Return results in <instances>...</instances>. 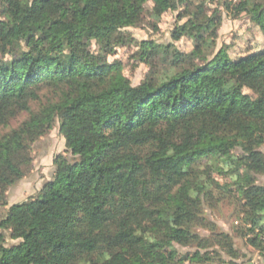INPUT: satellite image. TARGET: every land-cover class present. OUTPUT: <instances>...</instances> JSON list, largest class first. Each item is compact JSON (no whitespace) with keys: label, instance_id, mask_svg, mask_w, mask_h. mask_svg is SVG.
I'll return each mask as SVG.
<instances>
[{"label":"trees","instance_id":"obj_1","mask_svg":"<svg viewBox=\"0 0 264 264\" xmlns=\"http://www.w3.org/2000/svg\"><path fill=\"white\" fill-rule=\"evenodd\" d=\"M214 1L0 0V129L27 114L0 130V206L34 142L57 127L65 145L52 177L6 208L0 264H251L205 213L229 193L240 235L264 253V47L216 49ZM218 1L264 37V0ZM166 12L193 48L141 40L151 72L132 85L110 48ZM208 164L231 182L213 185Z\"/></svg>","mask_w":264,"mask_h":264},{"label":"rangeland","instance_id":"obj_2","mask_svg":"<svg viewBox=\"0 0 264 264\" xmlns=\"http://www.w3.org/2000/svg\"><path fill=\"white\" fill-rule=\"evenodd\" d=\"M215 8L222 11L221 23L218 27L216 38V49L221 47V45H228L229 54L233 57H237L249 51L264 47V37L244 14L233 18L230 14L222 10L221 3H219L218 0L208 4L207 13L211 14ZM176 23V12H166L157 22L156 29L152 28L149 24L127 29V33L131 36L133 41L124 45L111 46L110 52L106 57L107 61H118L121 64L123 74L130 79L132 85L139 84L146 75L151 72V62H143L136 56L138 42L152 39L157 43H170L184 53L189 52L193 48L192 42L185 37L179 40L172 39L171 31L174 29ZM40 97V100L44 102L52 96L48 91L44 90L40 93ZM32 107L36 108L37 104H33ZM26 116V113L21 114L18 118L11 121L9 127L0 130L4 132L17 126ZM64 152V140L59 135L57 127L53 128L49 133L33 143L31 151L33 156L32 169L23 179L7 190V206H0V220L4 218L6 208L9 205L21 202L30 195L35 194L42 185L52 177L53 157ZM205 174L208 176L209 181L215 186L226 185L231 182L225 174H218L217 169L212 167L211 164L206 166ZM257 182L259 184H264V175L260 176ZM221 198V201L216 203L213 207H205L207 217L213 221L221 231L234 235L236 248H238L241 253L245 254V258H242L238 262L249 261L251 264H264V253L247 244L246 238L240 235L241 230L238 227V223L242 214H240L238 219L237 212L239 208L236 196L233 193H229L227 196ZM201 233L205 232L202 231ZM13 242L14 241L7 239L8 244ZM179 250L184 252L189 249L179 248ZM221 256L223 259H227L225 255Z\"/></svg>","mask_w":264,"mask_h":264},{"label":"built area","instance_id":"obj_3","mask_svg":"<svg viewBox=\"0 0 264 264\" xmlns=\"http://www.w3.org/2000/svg\"><path fill=\"white\" fill-rule=\"evenodd\" d=\"M262 240H263V242H264V236L262 237Z\"/></svg>","mask_w":264,"mask_h":264}]
</instances>
